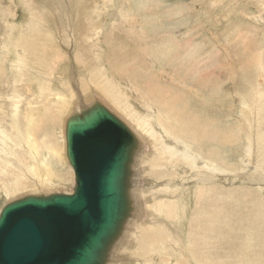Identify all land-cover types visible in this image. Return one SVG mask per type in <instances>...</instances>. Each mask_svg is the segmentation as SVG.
<instances>
[{"label": "rangeland", "instance_id": "374dc122", "mask_svg": "<svg viewBox=\"0 0 264 264\" xmlns=\"http://www.w3.org/2000/svg\"><path fill=\"white\" fill-rule=\"evenodd\" d=\"M97 7L95 17L100 19L99 26L87 21L74 26ZM32 24H42L44 30ZM93 26L97 27V38L92 42L95 51L79 50L74 28L89 30ZM41 31H44L42 36L34 35ZM43 36L50 40L47 47L51 51L63 53L66 68L80 69L75 64L79 56L90 68L96 67L100 56L110 76L115 68L119 70L122 82L115 92L106 96L91 94L84 99L95 97L101 104L117 110L123 120L128 118L127 123L145 145L138 167L140 214L132 226L158 203L152 201L153 193L159 192L164 198L174 193L163 195L165 189L161 185L158 192L142 185H146L145 181L164 182L166 179L154 177L155 168L170 167L175 157H181L175 156L177 149L190 146L187 157L194 159L198 155L204 164L197 162L198 166L193 167L179 163L177 170L191 175L205 173L208 177L216 174L218 179L205 184V196L199 208L197 200L192 199L190 215L197 210V221L192 222V227L200 235L192 237L188 257L198 264H264V162L261 168L255 167V160L249 154L257 130L263 148L259 161L264 159V0H0V123L8 130L17 129L18 125L11 123L12 116L21 110L18 116L25 109L31 111L28 104L36 102L35 110L41 115L37 118L36 114V130L42 128L41 139L47 133H53L55 138L59 136L63 154V123L74 105L68 98H60L57 105L50 102L43 105L44 97L57 90L55 84L70 88V84H76V77L57 72L54 54L49 56L52 62L33 57L39 49H44L40 44ZM118 38L129 45L121 46ZM117 45L125 47L122 54ZM32 65L43 66L45 71L33 73L30 79L12 88L15 80ZM45 80H50L47 90L38 86V82ZM255 104L261 108L257 124L255 119L252 121V113L258 112ZM118 105L125 108L126 114ZM200 130L205 131L202 146L198 145L200 141L188 142L181 133L188 132L191 139L192 133ZM230 136H235L234 140ZM54 137L48 140L54 141ZM220 152L225 163L212 159L211 153ZM9 153L10 150L0 149V157ZM41 157L51 158L49 175L54 165V180L64 182L49 186L33 183L26 177L31 183L28 189L18 192V198L72 192L74 173L64 155L59 158L46 149ZM208 163L213 164V167L209 165L213 171ZM7 170L6 162L0 161V171ZM236 172L238 177H234ZM196 179L190 177L186 181L192 183L190 187L194 190L198 189ZM14 180L17 187H24L21 179ZM143 199L147 201L144 206ZM6 201L7 196L0 191V211ZM129 232L114 264H143L135 261V257L155 258L151 254L142 257L136 251L139 240L131 237L134 230ZM180 260L183 262L185 258Z\"/></svg>", "mask_w": 264, "mask_h": 264}, {"label": "bare ground", "instance_id": "6f19581e", "mask_svg": "<svg viewBox=\"0 0 264 264\" xmlns=\"http://www.w3.org/2000/svg\"><path fill=\"white\" fill-rule=\"evenodd\" d=\"M97 10L98 7L95 8L88 17L75 23L74 26L80 25L85 21H87L88 23L95 22L97 26H99L100 22L98 23V21H100V19L95 17ZM32 25L36 28H40L44 30V26L42 24H32ZM93 27L94 28L90 27L89 30L81 29L79 27L74 28L75 31L78 33V36L75 37L74 39L80 44V46L78 47L79 50L88 49L90 53H93L95 51L92 42L94 39L97 38L95 34V30L97 27L95 26ZM42 33H44V31H41V33L37 32V34L34 35L38 37L40 35L42 36ZM83 35L87 37V40L84 39ZM125 40L127 42V39ZM120 41L121 39L118 38L117 42L120 43L121 46L126 44L127 46L129 45L128 42L125 43L123 40L121 42ZM49 42L50 40L46 36H43L42 42L40 44L44 47V49H39L37 52L33 54V57L39 58L42 61L46 59L48 61H51L49 56L50 54H54V56L57 59V62L54 63L53 65L57 69V72H59L60 75H64V76L65 75L70 76L71 74H74L76 77V79L74 78L76 84L74 85L70 84V88L69 86L68 87L63 86L62 84L61 87L59 86L60 84H55L57 90L53 94L49 93L48 95H51L50 97H46V96L44 97L45 100L43 105L47 102L57 105L59 103L57 100H59L60 98H68L72 101L71 102L72 106L74 105L72 109L70 108L69 114L67 113L68 116L64 119L63 136L65 141V123L67 119L77 113L82 112L83 110L90 108L96 102H99L95 97L94 98L92 97L91 99L88 100L84 98L92 96L94 94L106 96L109 93L115 92V90H117L116 86L118 85V83L122 82V80L119 78L118 68H115L116 70H114V74L112 76L108 74L100 56H98L97 58L99 62V64L96 65L97 68L96 67L90 68V65L84 63V61L81 60L80 56L75 58V64L79 66L80 69H77L76 67L70 69L68 64H66L68 68L64 67L63 64L65 62V56L61 51L59 52L51 51V49L47 47ZM116 47L119 48L118 50L122 54V51L125 49V47H119V45H117ZM105 54L111 56V52H107ZM108 61H110V59ZM53 65L51 66L53 67ZM47 66L48 65H46V67ZM43 68H44L43 66L32 65L25 75L15 80V82L12 85V88L15 89V87L18 84H22L25 82L26 79H30L33 73L45 71V68L44 69ZM82 79H84L85 81H83ZM51 85L54 84L51 83ZM38 86L41 87L43 90H47L48 86H50V80H45L44 83L38 82ZM59 93H62V95H59ZM77 98H79V100ZM52 99L54 101H52ZM76 99L77 101H75ZM165 102L166 100L163 102V105H165ZM36 106H37L36 102L32 104H28L27 107L32 108L31 111H27V109H25L24 113L18 116L19 113H22L21 110L20 112L12 116L13 119L11 123H15L18 125V128L15 130H8L5 126L2 125V123H0V131L6 132V134L0 133V149L4 148L11 151V153L0 157V161L2 160L5 161L6 166L8 168L6 172L0 171V191H3V194L7 196V201L5 204L13 200H16V198L19 197L18 192L21 191V189L23 188H25L24 190L28 189L27 187H29L31 182L25 180L24 178L26 177L30 178L33 183L36 184L40 183L43 185L48 184L49 186H58L62 182H64V180L61 179L59 180V182H56L54 180L53 175L56 174L54 165H53L52 174L49 175V173H51V167H52L51 158L46 160V159H42L41 157V153L46 149L49 150V153L51 155L57 156L59 158H61V156L64 155L67 164L69 165V167H71L66 157V141H65V151L62 154L61 150L59 149V142H60L59 136H56L55 138L53 133L52 135L50 133H47L46 135H44L45 139H41L42 135L40 134V131H42V128L37 131L34 125L36 114L38 115L37 118L41 117V115L35 110ZM105 106L109 108V110L113 112V114L119 117L130 128V130L133 132V134L137 139V149H136L137 151L135 154L134 163L132 165L133 174L131 175V189H130L131 201L133 206L132 215L126 222L120 238L113 245V248L109 253L107 264L115 263L116 255L119 252L123 242L127 240V237L130 233L129 231L131 230H134V233L131 234V237H133L134 240L135 239L139 240L136 245V248H138V250L136 251L142 257L150 254L155 255V258L140 259L135 257V261L142 262L143 264H198L197 261L195 262L193 260V257L192 258L188 257V253L191 252L190 246L192 244V237L194 238L196 237V235L197 236L200 235V233L196 232V230L193 229L192 227V222L197 221V217L195 216L197 214L196 208L194 210V215L193 216L190 215V212L192 211V207H193L192 199L194 198L197 200L196 203L199 208L200 206L199 204H201L202 198L205 196V184L215 183L218 179V176L216 174H213L214 177H208L205 176V173H195L194 175H191L185 171L177 170V168L179 167V163H183L184 165L193 166V167H197L198 163L204 164L203 163L204 161L202 162L201 161L202 158L199 157L198 155H194L193 156L194 159L187 157V154H189L188 151H190V146L189 147L180 146L177 149L175 156L180 154L181 157H177V158L175 157V159L170 162L171 163L170 167L155 168L154 177H156L157 179H166V180L161 183L148 182V184L147 181H145L146 185H142L143 188L155 190L157 192L159 186L161 185V187L165 189L163 195H166L170 192H174L173 195L171 197L164 198L159 196L160 195L159 192L153 193L152 201L154 203H156L157 201L158 203L151 210V213L147 211V215L142 216L141 220L145 219L143 220L144 223H141V220H139L138 221L139 223H136V225L132 226V224L138 219L140 214L138 167H139L140 158L145 150V145L141 140L140 136L137 134V132L132 128L131 125H129V123H127L129 121L128 118L126 119L124 117L125 120H123L117 114L118 113L117 110L116 113L107 104ZM116 107L119 110L124 109L125 111V108L121 107L120 105ZM260 109L261 108L258 107L257 104H255V111H258ZM259 115H260L259 111L256 113H252V121H254L255 119L254 121L255 124H257V118L259 117ZM21 116L23 119V124L21 122ZM18 118L20 121L18 120ZM187 120L189 121L190 119ZM173 131L177 135L182 137V135L176 132L175 128H173ZM207 132L210 134L209 130H207ZM181 133L184 135V137H186V139H188V142L191 141V143L195 144L198 141H200V143L198 144L199 146H202L201 142L205 141L204 130H200L197 133H192L193 136L191 137V139H189L188 132L181 131ZM253 134L254 137L252 139V144H251L253 149L251 148L249 150V154L250 156L252 155L255 160L254 163L255 167L261 168L262 163L264 162V159L262 161H259L260 160L259 157L263 156L262 154L263 148L262 145L260 144L261 134L257 130ZM52 136L54 137V141L48 140V138ZM215 136L216 135L213 134V137ZM229 138L234 140L235 136H230ZM17 150H19L20 152L16 153L15 151ZM23 150H25L26 153L23 154ZM220 154L221 152L218 154L211 153V156H214L212 159L218 158L221 162L225 163V160L222 159V156ZM43 160H45L46 162ZM17 165H21V167L16 168L15 166ZM209 165L213 167V164L208 163L209 170L213 171ZM19 170H22V172L19 173ZM223 173L225 172L223 171ZM238 174L239 172H236L234 177H238L239 176ZM226 175L230 176L228 174ZM244 175L249 179V176H247L248 173H245ZM1 177H4L5 180L1 179ZM190 177L197 178L195 180V186H198V189L194 190L193 188L190 187L192 183H190V185L186 183V181H188ZM14 178L21 179L22 180L21 185L24 187L22 188L17 187ZM240 179L242 180L243 177H241ZM46 193H50V192H46ZM160 198H162L163 201L160 200ZM146 202L147 201L143 199V206L146 204ZM144 211L146 210L143 209V212ZM199 231L202 230L199 229ZM203 237L204 236H201V240L205 241ZM181 258H185V260L182 262V260H180Z\"/></svg>", "mask_w": 264, "mask_h": 264}, {"label": "water", "instance_id": "95a60500", "mask_svg": "<svg viewBox=\"0 0 264 264\" xmlns=\"http://www.w3.org/2000/svg\"><path fill=\"white\" fill-rule=\"evenodd\" d=\"M71 193L26 195L0 212V264H107L132 215L137 139L100 102L67 119Z\"/></svg>", "mask_w": 264, "mask_h": 264}]
</instances>
